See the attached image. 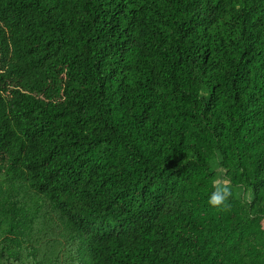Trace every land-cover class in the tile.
<instances>
[{
    "label": "trees",
    "instance_id": "16d2710c",
    "mask_svg": "<svg viewBox=\"0 0 264 264\" xmlns=\"http://www.w3.org/2000/svg\"><path fill=\"white\" fill-rule=\"evenodd\" d=\"M0 264H264V0H0Z\"/></svg>",
    "mask_w": 264,
    "mask_h": 264
},
{
    "label": "clouds",
    "instance_id": "9594fccd",
    "mask_svg": "<svg viewBox=\"0 0 264 264\" xmlns=\"http://www.w3.org/2000/svg\"><path fill=\"white\" fill-rule=\"evenodd\" d=\"M230 189L219 187L213 188L210 196H209V204L214 208H218L220 210H224L228 207V201L231 196Z\"/></svg>",
    "mask_w": 264,
    "mask_h": 264
},
{
    "label": "rangeland",
    "instance_id": "374dc122",
    "mask_svg": "<svg viewBox=\"0 0 264 264\" xmlns=\"http://www.w3.org/2000/svg\"><path fill=\"white\" fill-rule=\"evenodd\" d=\"M216 181H215V183L216 184H219V185H221V186H226L227 185V182H226V180L223 178V171H221V170H216ZM237 194L238 195H240V193H241V195L246 199V200H250V196H249V194L248 193H242L241 192V190H237Z\"/></svg>",
    "mask_w": 264,
    "mask_h": 264
}]
</instances>
